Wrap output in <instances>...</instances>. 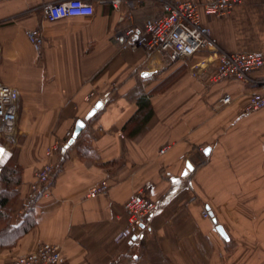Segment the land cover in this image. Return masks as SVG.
<instances>
[{"label": "crops", "instance_id": "obj_1", "mask_svg": "<svg viewBox=\"0 0 264 264\" xmlns=\"http://www.w3.org/2000/svg\"><path fill=\"white\" fill-rule=\"evenodd\" d=\"M60 1L0 0V83L20 93L16 222L37 171L54 165L35 202L36 225L18 245L0 246V264L44 242L61 247L60 264H264V108L246 111L252 92L264 91V65L252 83L216 80L206 53L172 61L169 51L134 49L135 38L124 36L130 27L145 31L164 1L203 0H123L117 8L93 0L92 17L49 22L44 5ZM202 22L225 50L264 55V0H243L225 17L202 13ZM30 30L44 39L40 52ZM227 95L232 102L223 104ZM141 97L148 115L138 120ZM98 102L80 133L89 152H78L80 135L67 147ZM56 143L61 150L48 159ZM104 183L108 192L90 197ZM138 192L156 210L126 237L125 204Z\"/></svg>", "mask_w": 264, "mask_h": 264}, {"label": "built area", "instance_id": "obj_2", "mask_svg": "<svg viewBox=\"0 0 264 264\" xmlns=\"http://www.w3.org/2000/svg\"><path fill=\"white\" fill-rule=\"evenodd\" d=\"M100 3H109L118 7L123 0H97ZM243 0H203L201 3L193 1L173 2L164 1L163 13L149 19L145 31L138 32L134 27L126 29V39L135 38L132 48L148 50H162L170 52L172 61L191 58L197 53H206L217 62L214 78L222 80L234 78L246 83L254 82L253 76L264 65V55L259 52H230L225 50L214 37L209 26L202 22V13L207 17H225ZM44 15L49 22H57L67 18H89L95 13L93 0H65L44 5ZM28 36L36 49L40 52L44 39L38 30L28 31ZM1 53V50H0ZM92 95L87 97L90 101ZM223 104L232 102L231 96L222 98ZM20 93L11 86L0 83V148L4 150L0 158V169L6 167L14 160L12 144L17 131L19 119ZM264 108V91H253L246 111L253 112ZM61 150L58 143L48 147V159L56 157ZM164 151V150H163ZM54 165L47 162L36 173L35 182L32 183L26 194V203L35 201L44 195ZM109 186L104 183L93 187L90 197L107 193ZM26 209V208H25ZM127 224L123 235L130 237L140 234L146 226L147 220L156 210V203L143 192L133 194L125 204ZM205 216H208L205 213ZM62 249L59 245L44 242L36 251L19 256L13 264H60Z\"/></svg>", "mask_w": 264, "mask_h": 264}, {"label": "trees", "instance_id": "obj_3", "mask_svg": "<svg viewBox=\"0 0 264 264\" xmlns=\"http://www.w3.org/2000/svg\"><path fill=\"white\" fill-rule=\"evenodd\" d=\"M140 109L136 119L140 120L141 117H145L147 114V98L141 97L139 100ZM98 114L92 119L86 121L91 124L95 121ZM82 143L78 148V152L85 151L89 152V140L85 132L80 135ZM60 152V151H59ZM65 160V156L60 161L62 163ZM23 172L21 167H16L14 160L6 167L0 169V246L2 247H13L18 245L20 239L29 233L36 225L35 217V201L25 204L26 212L16 222L14 218V211L16 205L19 202V191L17 186L22 182Z\"/></svg>", "mask_w": 264, "mask_h": 264}, {"label": "water", "instance_id": "obj_4", "mask_svg": "<svg viewBox=\"0 0 264 264\" xmlns=\"http://www.w3.org/2000/svg\"><path fill=\"white\" fill-rule=\"evenodd\" d=\"M103 106V102H98L94 107L93 109L89 112V114L86 116V119L85 120H79L78 123H77V126H76V130H75V133H74V136L73 138L70 140L69 144L67 145L70 146V145H73L76 141V139L79 137L80 133L83 131V129L86 127V121L92 119L93 117H95L97 115V112L102 108ZM218 231L220 232V234L225 238V239H228V236H227V233L226 231L224 230V227L221 226V225H218L217 227Z\"/></svg>", "mask_w": 264, "mask_h": 264}, {"label": "snow or ice", "instance_id": "obj_5", "mask_svg": "<svg viewBox=\"0 0 264 264\" xmlns=\"http://www.w3.org/2000/svg\"><path fill=\"white\" fill-rule=\"evenodd\" d=\"M3 152H4V150L2 148H0V158H2Z\"/></svg>", "mask_w": 264, "mask_h": 264}, {"label": "rangeland", "instance_id": "obj_6", "mask_svg": "<svg viewBox=\"0 0 264 264\" xmlns=\"http://www.w3.org/2000/svg\"><path fill=\"white\" fill-rule=\"evenodd\" d=\"M12 147H13V149L15 148L13 144H12ZM14 261H15V260H14Z\"/></svg>", "mask_w": 264, "mask_h": 264}]
</instances>
